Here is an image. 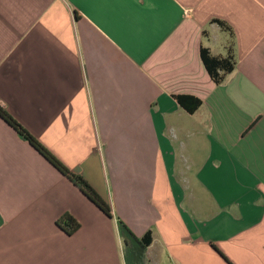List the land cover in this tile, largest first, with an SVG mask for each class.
<instances>
[{"label": "crops", "instance_id": "1", "mask_svg": "<svg viewBox=\"0 0 264 264\" xmlns=\"http://www.w3.org/2000/svg\"><path fill=\"white\" fill-rule=\"evenodd\" d=\"M0 105L112 206L0 116V264H264V0H0Z\"/></svg>", "mask_w": 264, "mask_h": 264}, {"label": "trees", "instance_id": "2", "mask_svg": "<svg viewBox=\"0 0 264 264\" xmlns=\"http://www.w3.org/2000/svg\"><path fill=\"white\" fill-rule=\"evenodd\" d=\"M219 25L226 27L225 22L215 20ZM201 59L212 80L220 84L225 77L235 69L236 61L232 52L222 57L213 55L209 48L201 49ZM178 104L188 113H194L203 101L193 95H175ZM0 116L11 125L17 133L35 147L51 164L61 173L69 177L106 215L112 216V206L99 194V192L80 174H77L65 166L54 154H52L40 141L25 130L10 114L0 105ZM57 224L67 234L72 235L80 227L76 219L70 214H63ZM119 233L123 241V253L127 264H149L148 248L153 242L152 231L149 230L143 236H137L131 228L121 219L118 220Z\"/></svg>", "mask_w": 264, "mask_h": 264}]
</instances>
